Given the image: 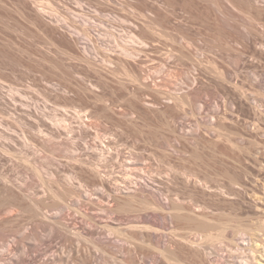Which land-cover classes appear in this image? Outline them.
Wrapping results in <instances>:
<instances>
[{
    "label": "rangeland",
    "instance_id": "obj_1",
    "mask_svg": "<svg viewBox=\"0 0 264 264\" xmlns=\"http://www.w3.org/2000/svg\"><path fill=\"white\" fill-rule=\"evenodd\" d=\"M144 1L0 0V175L12 177L18 184L29 187L31 196L44 200V219H34L32 212L26 208L11 216L7 213L6 201L13 197L7 194L3 188L4 182L0 180V251L11 247L12 254H20L22 251L34 253L38 259L34 264L52 261L58 252H63L69 258L70 264L76 262L80 256L89 257L91 264H104L107 258L113 260L127 256L125 248L103 250L95 243L97 237L89 232L78 231L70 220L71 215L74 217L73 214H76L78 223L88 225L98 222L101 216L104 217L100 212L112 207L113 202L102 201L93 205L85 203L83 208L89 212L88 215H82L77 206L76 208L71 205L73 209L71 207L66 219L55 221L51 217L56 211L52 204L56 199L60 200L65 192L71 201L75 197V191L89 189L91 186L94 188L98 182L91 174L90 176L89 173L81 171L80 166L70 164L69 152L52 146L56 143H67L71 135L73 139H77L75 148L85 160L89 159L93 150L90 148L89 151L86 146H94V143L98 145L97 136L104 134L114 138V145L125 152H143L148 166H153L156 171H195L213 186L224 187L230 192L227 200L219 195L204 197L202 193L196 194L195 199L199 203L205 202L213 210L207 211L197 220L181 219L164 224L163 219L158 216L157 224L168 227L164 229L172 236L170 245L174 250L171 249V256L176 253L182 263H245L251 258V252L240 248L243 246V239L246 236L252 239L258 235L264 237V101L258 110V119L249 106H240L238 92L230 87L223 89L210 69L216 63L219 69L229 70L234 81L242 83L238 80L240 77L237 75L236 59L239 52L247 49L235 40L234 35L221 32L215 27L213 15L207 16L206 9H211L206 8V0ZM36 8L43 10L42 16ZM141 10L145 14H140ZM147 14L152 18L150 24L155 34L152 36L153 33L150 35L147 33L149 31L146 32L147 37L153 38H148L152 46L147 47L149 49L144 48L140 53L147 55L149 66L163 64V61L165 63L170 51L182 47V43L187 44V39H191L193 43L190 40L191 45L187 44L183 48L186 55L190 54V58L185 55L186 57L177 61L178 71L174 69L171 74L172 88L187 86L185 74L193 71L204 82L202 89L207 92L205 96L208 104L200 113L194 106L185 108L187 115L184 117V129L195 127L198 121H213V103L219 101L225 127L223 131L230 133L234 140L240 139L241 143H212L203 137L197 147L185 145L184 154L163 155L157 149L156 136L162 134L173 137L168 115L145 110L142 103L132 95L135 90L133 84L123 87L115 82V79L124 77V68L114 54L105 60L102 54L97 55L93 49L86 50L94 61L108 71L110 82L101 79L93 67L79 58V54L88 45L83 34L86 26L84 17L95 23L90 25L92 34L95 29H99L97 24L103 23L107 33L116 29L117 35L123 37L128 34L132 25L140 24L139 29L136 27L140 32L141 22H144L142 17ZM238 14L241 18L250 17L248 11ZM66 19L74 22L77 28L69 26ZM261 23L264 24V21ZM101 31L105 33V39L96 41L111 48L110 52L116 53L118 50L112 42L113 39L107 36L104 29ZM127 37L129 39V34ZM177 38L179 41H174ZM178 52L179 50L176 53ZM247 54L249 56L246 60H249L251 54L249 51ZM200 55L204 65L202 63L196 66L195 59L201 58ZM241 70L244 74L254 70L264 79V61L257 66H243ZM243 85L247 96L256 92V87L251 82L245 81ZM217 92H222V97L215 98ZM142 93L147 99L153 96L149 91L143 90ZM229 101L234 104L231 105ZM109 105L115 107L113 113L105 109ZM76 109L98 118L104 130L101 127L99 130L94 125L81 137L78 132L81 122L74 115ZM121 111L129 112V115L125 116ZM62 119L66 120L65 123L72 131L57 127L55 122ZM247 124L252 128L260 125L261 129L248 130ZM202 132L209 137L205 129ZM12 152L15 155L12 156ZM67 164L69 167H66ZM73 165L75 167L72 168ZM69 175L72 178L68 179ZM176 177L174 186L167 184L164 188L170 186L182 198L189 199L193 193L192 187L187 186L181 177ZM54 192H57L59 198L54 197ZM135 216L134 213L113 214L122 226L133 223L135 219L142 220ZM141 222L137 224L140 225ZM221 223L229 230L242 231L237 234L233 244H229L228 239L223 236L211 243L206 240L204 232L198 230L200 225H208L207 229L216 237L219 235L218 225ZM134 228L131 231L137 234L140 229ZM24 231L23 237L21 232ZM190 232L199 235L202 243L206 242L205 249L198 251L181 241L180 236ZM101 235L111 236L120 246H130L136 256L134 264H151L156 255L159 256L158 264H175L171 259L166 261L168 258L160 255V249L150 241L143 243L136 238L129 245L125 244L122 236L107 231H102ZM29 241L35 242V246L29 245ZM258 247L259 250L263 249L262 246ZM263 253L264 251H257L256 258H260ZM62 264H67V260Z\"/></svg>",
    "mask_w": 264,
    "mask_h": 264
},
{
    "label": "bare ground",
    "instance_id": "obj_2",
    "mask_svg": "<svg viewBox=\"0 0 264 264\" xmlns=\"http://www.w3.org/2000/svg\"><path fill=\"white\" fill-rule=\"evenodd\" d=\"M206 1L208 2V6L206 8L211 9V11L206 9L207 16L213 15L215 27L221 32H228L229 34L234 35L235 40H237L243 48L247 49L244 52H239L236 59L237 75L240 77L238 80L242 81V83L234 81L231 72L229 70L219 69L217 65H215L216 63H213L211 65L212 67L210 66V69L214 72L215 77L218 78L223 89L226 90L228 87H230L231 89H234L236 92H238L240 106H249V108L254 111L255 116L260 119L258 110L264 101V79L254 70H249L244 74L243 70H241V67L257 66L258 63L261 64L264 61V24L261 23V21H264V0ZM41 10V8H36V11L39 13V15H41L43 11ZM242 11H248L250 13V17L241 18L242 16L238 13ZM141 12L139 13L145 14V12ZM147 15L146 17L145 15L143 16L145 19L142 17L144 22H141L142 30L140 32L138 30L140 28V24L137 23L138 25L134 26L132 25L134 21L131 23L132 27H134L133 29L130 27L131 29L128 31L129 39L127 37L128 34H125L126 36L123 37H120L122 35H117L115 32L116 29L107 33V29L104 26L105 24L102 25L103 23L97 24L99 29H95V32L92 34L90 32V25L95 23L92 20L87 19V17H84L83 21L85 22L86 26L83 29V34L86 36V44L88 45H86L84 51L79 54V58L93 67L94 71L100 76L101 79L107 80L108 82V71H106L104 67L100 66L96 61H94L93 57H91V55L86 50L89 48L93 49L97 55L98 53L102 54L105 60L107 58H111L112 54H114L117 59L120 60V63L124 68V77L115 79V82L122 85L123 87L133 84L135 86V90L133 91L132 95H134V97L142 103L145 110H155L168 115L170 118L169 124L173 133V137H167L162 134H157L156 136V140L158 141L157 149L163 155L184 154L183 148L185 145L190 144L197 147L202 142L201 140L203 137L212 143L221 141H226L230 145H237L238 143H241L242 141L240 139L234 140L230 133L223 131L225 127L222 122L223 116L219 101H215L213 103L212 108L215 116L213 121H198L195 127H191V129L188 130L184 129V117L187 115L185 108L187 106H194L195 110L200 113V111H202V109L208 104L207 98L205 96L207 92L205 93V90L202 89L204 87V82L200 77L196 76L193 71H189L185 74L184 80L187 83V86H183L185 88H172L171 74H173L172 72L174 69H178V60H180L182 57L190 56L189 53V55H186V52L184 53L183 48H186L187 46L185 45L187 44L188 46L191 45H189L191 39L186 40L187 44H180V41V46L183 44L184 45L182 47H178V53H176L177 50H171L169 53L170 55H168V57L165 59V63L163 61V64H158L156 66L153 65L154 67L149 66L147 64L149 62L147 55L144 56L142 53H140L141 51L145 50L144 48L149 49L150 46H152V42L149 40H152L153 38H149V36L147 37L146 34L148 33L152 35L153 33L152 36L155 34L153 32L155 30H153L154 28L151 26L152 18L149 16L150 14L148 15L149 17ZM147 17L150 22H148ZM139 18H141L140 15ZM66 20L68 21V19ZM68 24L71 27L74 26L77 28L72 21ZM134 28H136L137 32L139 33L135 32L136 30ZM103 29L106 31L107 36H110L113 39L112 42L118 50L116 53L110 52L111 48L109 49L104 47V44H100V41V43L96 41L97 39H105L103 36L105 33L101 31ZM125 37H127V40ZM175 40L177 42L179 41L178 38L174 39V41ZM182 42H185V40ZM248 51L251 54V58L246 60V57L249 56L247 54ZM191 58H194L193 55H191ZM124 61L129 63L126 64ZM195 61L196 66H199L202 63L204 65L202 56L201 58L195 59ZM209 61L211 63V60ZM111 73L114 72L111 71ZM245 81L251 82V84L256 87V92L252 94V96H247L246 91L244 90L243 84ZM143 90L152 93L153 96L151 99H147L146 97L142 96ZM202 92L204 94H202ZM222 95V92H217L215 98H220ZM229 103L231 105L234 104L233 101H229ZM114 108L115 107L113 105L105 106V109L111 113L115 111ZM121 113L125 116L129 115V112L126 111H121ZM74 115L81 122L80 128L78 130L81 137H83L84 133H86L90 127H93L94 125H97L99 130L100 127L102 130H104L98 118L94 117L93 115L87 114V112H83L78 109L75 110ZM65 121V119L57 120L55 124L59 129L63 127L68 131H72V128L67 123H65ZM203 129H205V132L209 137L205 136V134L202 132ZM247 129L256 131L261 128L260 125L258 127L255 126L252 128L247 124ZM72 137L73 136L71 135L65 144L56 143L52 146L62 151L69 152L68 159H70V164L72 163L80 166L81 171L83 170V172L85 171L84 173H89V175L91 174L93 177L97 178L98 182L94 188H91V186V189L85 188L75 191V197L71 199V201L68 200V195L66 192L64 196L60 198V200L56 199L57 201L55 200L52 204L56 209V211H54L51 215L53 220L61 221V219H66L67 213L71 210V205H75V207L77 206L78 210H81L79 212L84 215L88 212L83 208L85 203L93 205L102 201H107L109 203L113 202L112 207H108L100 212V214H102L104 217L101 216L98 222L95 221L92 224L85 225L76 221V214H73L74 217L71 215L70 218L71 222L74 223V228H77L78 231L86 233L89 232V234L93 235V237H97L95 240L97 242L95 243H97L98 246H100L103 250H109V248L110 250L113 248L117 250L125 248L127 250V256L125 258H114L113 260L107 258L104 264H134L136 256L130 246H120L111 236H102V231H107L110 234L122 236L125 244L132 243L134 241L133 239L136 238L141 240L143 243L150 241L160 249V255L168 258L166 261L171 259L175 264H185L182 263L175 252V256H171L170 253L173 252L171 251L173 246L171 247L170 245L172 244L171 241H173L171 240L172 236L170 237V233L164 229L168 227L160 226L157 224L156 219L158 216H160L163 219L164 224H170V222L181 219L197 220L203 216V214L207 213V211L212 212L213 210L207 203H199L195 199L196 194L202 193L204 197L207 195H219L223 200H227L230 192L224 187L213 186L195 171H177L172 169L167 172L156 171L152 168L153 166H148L143 152H125L122 148H119V146L114 145L116 143L114 138L108 136L106 137L104 134L97 136L96 141L98 142V145L94 143V146H86L89 151H91L90 148L93 150L89 159L85 160L75 148L77 139L75 140ZM11 155L13 156L15 154L12 152ZM259 163L261 164V162ZM66 167H69V164H67ZM73 167L75 166L73 165L72 168ZM176 176L181 177L187 186L192 187L193 193H191V197L189 199L186 200L182 198L181 195L178 192L173 191L170 186H168L166 189L164 188V186L167 184L174 186L176 184ZM67 178H72V175H69ZM0 180L4 182L3 188L7 194L13 197V199L6 201V210L9 215L14 216L19 213V211L26 208L32 212V217L34 219H44L42 212L44 208L43 199L40 200L34 198L33 195L31 196V194L28 192L29 187L18 184L12 179V177L0 175ZM53 194L54 197H58L57 192H54ZM131 213H134V215H136L135 217L139 218L140 220L142 219V222L135 219L133 223L130 222L125 226H122L119 225L118 219L113 217V214L126 215ZM139 222L142 224L140 223V225H138ZM200 226L201 228L198 227V230H202L205 234L206 240L211 243L216 242L218 239H220V236H223L224 238L228 239L229 244H233L237 234L242 232L240 229L229 230L225 224L221 223L218 225L220 231H218L219 235L215 237L207 229L208 225L202 224ZM134 227H138L140 229L137 234H134L132 233L133 231H131V229ZM21 235L24 237L25 231L21 232ZM203 237L204 236L202 235V238ZM180 238L181 241L187 243V245L194 248L195 250H203L206 247L204 246L206 242L202 243L200 236L195 233L193 234L190 232V234H183L180 236ZM259 241L263 243L264 237L258 235L252 239L249 236H246L241 244L243 246L240 248L248 249L249 252H251V258L249 257V261L247 259L245 263H238V261H236V263L256 264V261H259L257 263L264 264V253L260 254V258L258 259L255 256L257 251H264V244L259 243ZM27 243L33 247L35 246V242L29 241ZM258 246H262L263 249H257L259 248ZM12 250L13 249L10 247L0 251V264L37 263L38 259L36 254H29L25 251H22L20 254H12ZM81 257L83 256H80L79 259L75 258L77 261H74L73 264L92 263V261L88 259L89 257ZM158 259L159 256L156 255V257L153 259L154 262L151 264H158ZM65 260H67V264H70L69 258H66L63 252H58L55 254L52 261H45V264H62ZM260 260H263V262Z\"/></svg>",
    "mask_w": 264,
    "mask_h": 264
}]
</instances>
